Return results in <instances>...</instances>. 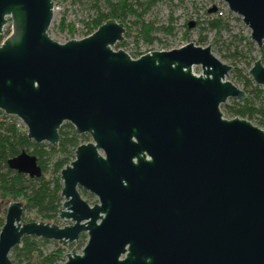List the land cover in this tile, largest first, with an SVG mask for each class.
<instances>
[{
  "label": "water",
  "instance_id": "water-1",
  "mask_svg": "<svg viewBox=\"0 0 264 264\" xmlns=\"http://www.w3.org/2000/svg\"><path fill=\"white\" fill-rule=\"evenodd\" d=\"M213 1L240 19L259 49L264 0ZM52 7L0 0V35L10 21L0 41V111L18 118L34 143L55 145L64 122L91 141L59 171L62 226L23 222L22 203L8 202L0 264H10L24 236L65 245L81 233L80 252L72 248L62 264H264V131L223 117L227 98L245 97L226 78L231 66L192 42L131 57L113 49L124 27L111 19L58 42L47 34ZM246 73L264 95V64L257 58ZM6 163L41 174L23 150Z\"/></svg>",
  "mask_w": 264,
  "mask_h": 264
},
{
  "label": "trees",
  "instance_id": "trees-1",
  "mask_svg": "<svg viewBox=\"0 0 264 264\" xmlns=\"http://www.w3.org/2000/svg\"><path fill=\"white\" fill-rule=\"evenodd\" d=\"M53 4L66 2L68 0H51ZM74 1V0H70ZM79 1V0H75ZM158 0H149L141 2L138 0H91L90 7L93 15L85 21H81L83 30L82 36L91 34L98 26L107 19L121 23L125 28L126 19L133 18V24L138 28L135 40H141L145 44H150L158 39L152 36V33L164 32L168 35L172 33L173 28L154 27L151 23H144L142 17L154 6ZM171 1V0H168ZM102 2L103 9H100L99 3ZM178 2H182L178 0ZM207 10L206 19L200 24L194 22L198 27V42L205 40L203 32H213V43L217 42V37L221 31L229 32V22L226 16L213 17ZM187 28V27H186ZM58 31H65L68 36L74 33V24L65 22L60 18L57 24ZM6 36L8 32L5 33ZM127 34V33H126ZM234 37V36H232ZM246 36L238 38L242 41L247 50L254 48V43ZM1 39V37H0ZM117 42L115 45H123ZM224 44L226 53L223 57H228L231 69L228 72V78L235 85H241L245 93L244 99H232L231 103L223 107V112L228 118L241 117L245 119H254L257 125L264 131V95L263 89L254 84L247 73L242 72L232 61L239 56H243L242 48L233 45L232 42ZM259 60L264 64V46L257 49ZM138 53V52H137ZM135 53V54H137ZM249 68V67H248ZM59 140L55 145L48 143H34L25 133L21 126L17 125L16 118L12 115H6L0 111V201L12 200L22 203V212L33 210L41 222H53L56 219L58 209L61 205L60 196L61 181L59 178L60 169L73 159V150L80 144V138L86 137L85 134L77 135L73 132L72 126L64 122L58 129ZM25 151L36 158V163L40 167L41 174L38 177H28L26 174L18 173L7 166V160L20 151ZM49 175L45 177L46 171ZM5 209L0 208V227L3 223ZM23 219V214H21ZM84 237L83 233L80 234ZM50 241L35 236H24L18 245L12 247L9 252L10 264H58L63 260L64 248L55 241H51L52 246L47 247Z\"/></svg>",
  "mask_w": 264,
  "mask_h": 264
},
{
  "label": "rangeland",
  "instance_id": "rangeland-1",
  "mask_svg": "<svg viewBox=\"0 0 264 264\" xmlns=\"http://www.w3.org/2000/svg\"><path fill=\"white\" fill-rule=\"evenodd\" d=\"M110 1H116V0H110ZM141 2H147L149 0H138ZM182 2H178V0H158L156 4L147 11V13L144 14L142 17V21L144 23H151L154 27H168L170 26L173 28L172 33L170 35L164 33V32H155L152 33V36L157 37L158 39L153 40L150 44H145L141 40L137 41V45H135V40L138 36H135L137 33L138 28L136 25L133 24V18L126 19L125 21V28L123 38L120 41L121 43H124L123 45H119L117 47L116 45L113 46V49H122L126 53H128L132 57H136L135 53L138 51H142L144 49L150 48V49H169V48H175L180 45H183L187 42H192L195 45L204 46L209 45L211 52L216 56L220 61L229 64L230 60L228 57H223L226 53L225 45L222 44V41L225 43L232 42L233 45H238L239 48H242L243 56L236 57L232 62L241 69L242 72H246L248 67L252 64V62L259 58V53L257 51L256 46L254 45V48H251L250 50H247V47L242 41H239L238 38L241 36H246L249 32L245 26L241 23L240 19L231 13H225L224 16L228 20L229 24V32L221 31L220 36L217 37V42L213 43V32H203L202 35L205 36L204 42L200 43L198 42V27L193 26L192 28L188 29L186 28L187 22H199L200 24L206 19L207 16V10H209V5L213 3V0H181ZM91 0H79V1H66V2H60L55 4V6L59 7V10L56 11L52 16V21L48 27L47 34L50 38L53 40H56L58 42H62L66 40L67 33L65 31L61 32L57 29V24L60 20V18H64L65 22H70L73 24H81V21H85L90 16L93 15V10L90 7ZM100 9H103L102 2L99 4ZM218 6H220V3H218ZM10 31V21L7 20V23L2 29V33L0 35L1 39L0 41L6 36V32L9 33ZM127 33V34H126ZM73 36H78L79 38L81 35L80 32H74ZM234 36V37H232ZM200 71L198 66H192V72L195 74H198ZM228 80V75L226 76ZM238 88L241 89V85L236 83L235 84ZM235 98H227L225 100V104L220 105V111L222 112L223 117L228 118L225 116L223 112V107L225 105H228L231 103V100ZM15 117V116H14ZM16 118V117H15ZM252 124L257 125L254 119H247ZM17 125L21 126L22 129L25 130V127L23 123L16 118ZM259 127V126H258ZM86 135V134H85ZM80 143H84L87 141H91L90 137L86 135L85 138H80ZM45 143V142H44ZM49 170L46 171L44 174L45 177L49 175ZM80 197L85 200L89 205H92L96 202V197L90 193H87L81 189L78 190ZM12 200H5L0 201V208L5 209L8 202ZM23 219L21 221H35L39 222V217L36 216L33 210H26L22 212ZM58 226L63 225V221L56 216V219L53 220V222ZM69 223V221H68ZM84 237L78 236V239L75 241H72L68 244L61 245L64 248V254L72 250H74L76 253H79L82 246L84 245L86 241V234L83 233ZM50 243L47 244V247H51L52 240ZM64 260V257H63ZM62 260V262H63ZM61 264V263H58Z\"/></svg>",
  "mask_w": 264,
  "mask_h": 264
},
{
  "label": "built area",
  "instance_id": "built-area-1",
  "mask_svg": "<svg viewBox=\"0 0 264 264\" xmlns=\"http://www.w3.org/2000/svg\"><path fill=\"white\" fill-rule=\"evenodd\" d=\"M218 3H220V6H218ZM213 10L212 12H210L211 13V15L213 16V17H223L224 15H225V13H228V10H227V8H226V6H225V4H223L222 2H220V1H213V3L212 4H210L209 5V10ZM59 10V7H57V6H55V4H53V7H52V12H53V14L56 12V11H58ZM74 32H81L82 30H83V27H82V25L81 24H78V23H76V24H74ZM74 34V33H73ZM246 36H248V34L246 35ZM78 36H68L67 35V37H66V40L67 39H70V38H77ZM80 37H82V36H80ZM79 37V38H80ZM65 41V40H64ZM261 46H264V39L262 40V42H261ZM170 49V48H169ZM151 50H166V49H163V48H158V49H150V48H147V49H144V50H142V51H138V53L135 55L136 57L137 56H139V55H141V54H143V53H147V52H150ZM132 57V56H131ZM63 262H61V264H62Z\"/></svg>",
  "mask_w": 264,
  "mask_h": 264
}]
</instances>
